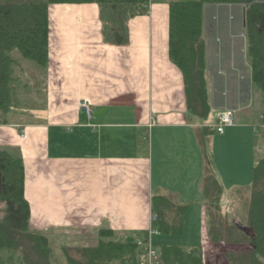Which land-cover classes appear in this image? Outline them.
I'll return each mask as SVG.
<instances>
[{
	"label": "crops",
	"instance_id": "obj_1",
	"mask_svg": "<svg viewBox=\"0 0 264 264\" xmlns=\"http://www.w3.org/2000/svg\"><path fill=\"white\" fill-rule=\"evenodd\" d=\"M170 3L152 0L148 13L132 18L124 45L106 38L99 5L50 6L48 65L41 72L45 119L0 125V147L17 148L23 156L32 230L80 247H95L101 229L113 230L119 241L130 234L148 236L154 199L163 196L189 209L182 235L153 237L160 252L172 237L192 234L186 224L196 226L194 240L214 234L217 224L208 210L210 204L222 208L223 187L251 190L262 159L257 146L264 111L256 106L241 38L244 9L206 10L213 110L200 122L188 113L184 77L169 56ZM84 100L91 103V118L80 108ZM227 109L237 110L236 125L220 134L218 115ZM231 147L239 152V165L224 181L222 159L231 157L222 153ZM196 211L203 217L201 229Z\"/></svg>",
	"mask_w": 264,
	"mask_h": 264
},
{
	"label": "trees",
	"instance_id": "obj_2",
	"mask_svg": "<svg viewBox=\"0 0 264 264\" xmlns=\"http://www.w3.org/2000/svg\"><path fill=\"white\" fill-rule=\"evenodd\" d=\"M60 4L99 5L106 38L113 44L124 45L128 41L129 21L148 13L152 0H0V125L13 122L10 115H15L19 104L16 72L23 65L20 58L31 61L40 72L47 68L49 8ZM169 5V56L183 74L191 118L206 122L213 110L204 32L205 14L210 6L234 5L244 9L251 80L264 99V2L192 0L174 1ZM260 127L264 128V116ZM208 131L213 132L212 129ZM25 183L21 151L0 147V203L5 205L3 215L0 211V264H54L55 248L51 238L31 229V208L25 196ZM251 190L248 223L254 230V237L236 226L227 228L230 233L235 230L239 237L226 234L222 223L226 217L223 214L222 218L221 205L210 204L208 216L218 219V224L214 234L207 233L208 240L210 245L250 244L251 251L244 252L245 264H264V157L254 168ZM154 201L153 212L158 217L154 229L163 235H182L189 206L174 204L163 196ZM170 217L174 222L168 221ZM147 239V235L136 233L119 241L113 230L101 229L95 247H64L63 253L68 264H143L147 248L139 246L138 242H147ZM204 249L163 247L159 252L160 264H207Z\"/></svg>",
	"mask_w": 264,
	"mask_h": 264
},
{
	"label": "rangeland",
	"instance_id": "obj_3",
	"mask_svg": "<svg viewBox=\"0 0 264 264\" xmlns=\"http://www.w3.org/2000/svg\"><path fill=\"white\" fill-rule=\"evenodd\" d=\"M169 2L174 1H192V0H165ZM227 21V19H224V22ZM109 25L106 23V26ZM244 33L242 34L241 38L246 41V37L243 35L245 34V29L243 28ZM20 58V57H19ZM21 59L22 66L18 68L16 72V83L18 86L19 91V105L20 108L16 109L15 115H10V118H13V122H42L45 119V101L46 98L43 95V81H42V75L41 72L37 69V67L29 60ZM45 84V83H44ZM255 101L256 106L259 104L263 108L264 111V99L262 97V94L260 90L257 88L255 89ZM230 110V109H229ZM259 140H258V156L259 158L264 157V129H259ZM211 152L213 150V146L210 147ZM223 149V148H222ZM225 152L222 153V158L224 155L230 156L231 159H228L227 157L223 160L222 159V175L226 179L224 181H229L234 177L235 171L238 168L239 160L235 162L236 156L239 155V152L236 148L233 149V147L229 148V150H224ZM210 149L208 147L207 156L209 161H212ZM223 152V151H222ZM230 161V169L227 167L228 163ZM236 168V169H235ZM223 186V185H222ZM251 197H252V190H242V192L237 191V187H233L231 185H226L223 187L222 191V216L226 217L224 221L222 220V223L225 225L226 234H232V237H239L237 235V232L235 230H230L227 227L233 228V226L238 227L239 224L242 226H247L250 229H253L249 226V223L246 222L249 217V208L251 204ZM5 210V205L0 203V211H2L1 215H3V211ZM195 210V209H194ZM194 212V211H193ZM224 216L222 218H224ZM199 219L200 221V229L203 225V217L201 214H195L194 219ZM214 224H218V219L213 220ZM238 225V226H237ZM187 228H193L192 234L186 235L185 237H172V239L168 240V245L172 247H195V245H204L206 256H204L207 264H245L244 259V252H250L251 251V245L250 244H239L234 245L230 243H222V248L218 249V251H215L214 244L211 246L210 242L208 240V234L201 235V239L194 240L196 236V226L191 224L187 225ZM42 234H45L44 232H40ZM46 235V234H45ZM52 240V245L55 248L54 251V257L53 261L54 264H68L67 259L63 253L64 247H69L71 249L78 248L80 245L78 243L73 241H66V240H60V238L54 239L53 236H49ZM157 243V242H156ZM155 243L154 246H157ZM226 246V247H224ZM158 247V246H157ZM234 247L237 248L235 251H229L233 250ZM242 247L244 249H242ZM157 249V248H156ZM228 250V251H227ZM245 250V251H244ZM241 259H244L243 261Z\"/></svg>",
	"mask_w": 264,
	"mask_h": 264
},
{
	"label": "built area",
	"instance_id": "obj_4",
	"mask_svg": "<svg viewBox=\"0 0 264 264\" xmlns=\"http://www.w3.org/2000/svg\"><path fill=\"white\" fill-rule=\"evenodd\" d=\"M246 37V35H243ZM80 108L82 111L86 112L91 118V103L87 100L81 102ZM236 112L235 110H225L218 115V123L216 125V130L220 134H224L225 130L229 127L236 125ZM26 132L22 131V138H25ZM158 217L156 215L152 216V222H156ZM159 232L154 228H151L148 232L147 242L139 241L138 244L141 247L147 248V254L143 257V264H160L159 251L155 248L153 244V237L158 235Z\"/></svg>",
	"mask_w": 264,
	"mask_h": 264
},
{
	"label": "water",
	"instance_id": "obj_5",
	"mask_svg": "<svg viewBox=\"0 0 264 264\" xmlns=\"http://www.w3.org/2000/svg\"><path fill=\"white\" fill-rule=\"evenodd\" d=\"M244 232H246L250 236L254 237V230L253 229H245Z\"/></svg>",
	"mask_w": 264,
	"mask_h": 264
}]
</instances>
